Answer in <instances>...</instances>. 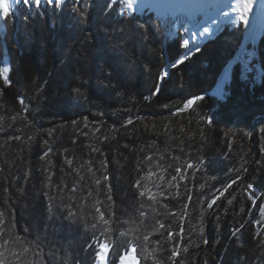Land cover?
<instances>
[{
	"label": "trees",
	"instance_id": "16d2710c",
	"mask_svg": "<svg viewBox=\"0 0 264 264\" xmlns=\"http://www.w3.org/2000/svg\"><path fill=\"white\" fill-rule=\"evenodd\" d=\"M15 13V23L0 22L11 81L0 79V264H96L88 245L97 237L110 262L134 241L140 264H264V33L247 45L252 72L239 62L219 100L205 95L245 45L243 25L192 53L186 16L130 14L121 1ZM68 205L77 224L64 219Z\"/></svg>",
	"mask_w": 264,
	"mask_h": 264
},
{
	"label": "snow or ice",
	"instance_id": "6c2138e0",
	"mask_svg": "<svg viewBox=\"0 0 264 264\" xmlns=\"http://www.w3.org/2000/svg\"><path fill=\"white\" fill-rule=\"evenodd\" d=\"M47 3L48 6L56 8V9H62L64 4L66 3V0H0V20H4L5 22H12L15 23L16 20V13L13 11V5H20L23 4L25 7L31 8V7H35L36 9H41L42 6L44 5V3ZM116 0H113V3H115ZM136 3H138V0H123V4L127 7L128 10L130 11H135V5ZM255 3V0H236L234 7V10L239 18L240 21L243 22L244 25H247L249 23V15L252 13L253 11V5ZM72 11H75V9H73ZM81 16H83V13L80 14ZM224 15H228L227 12L224 13ZM25 20H27V17H24ZM205 32L208 31V29L204 30ZM144 38L145 40L149 39L148 34L145 32L144 34ZM189 42L187 40L183 41V46L185 48L188 47ZM189 59V57L185 54L182 58L179 59V64H184L186 63V61ZM177 65H173V67H176ZM9 72L10 69H8L7 67H0V79H2L3 83L6 85L11 84L10 81V77H9ZM169 73L167 71H164L161 75L158 76V82H160L162 84L163 80L166 79L168 77ZM228 80V75L227 73L225 74V78L223 80V82L217 86V94H219L221 96V98H223L224 95V84L227 83ZM77 95H82L81 89L79 87L75 88L73 90ZM160 89L156 88L154 89V92L156 94H159ZM205 97L204 96H198L196 97V100L199 101H204ZM196 100L193 99H189L187 100V103H185L183 105L184 109H191L193 108V106L196 104ZM20 103L23 105L25 103V101L23 99L20 100ZM85 123H84V127L87 128L88 122H87V117L84 118ZM205 123H207L208 125H212L213 121L211 119H207L206 121H204ZM73 124H78L79 121H72ZM129 124L132 123L131 120L128 121ZM54 131V129H49V135L52 134V132ZM225 135H230L228 133H226ZM16 139H19V136L16 137ZM49 142L47 140L44 141V144L47 145ZM94 151H99V149H93ZM42 155L47 156V150H45L44 153H42ZM69 165H71L72 161L69 160L68 161ZM101 166L102 167H106L107 166V162L106 161H101ZM188 168H192L193 165L189 164L187 165ZM177 171H180V169H176ZM109 177L107 175L104 176V180H108ZM173 180L176 179L175 176H173L172 178ZM97 184H100L101 181L99 179L96 180ZM236 183L235 180L232 181V183H229L227 185V188H232L233 184ZM171 186V185H170ZM137 188H140L141 185L139 183L136 184ZM247 188H252L253 186L251 184H248L246 186ZM111 191V188H109V192ZM220 191V190H218ZM45 196L48 195L47 192L43 193ZM141 196L145 195L144 192H140L139 193ZM223 195V193H221ZM109 200H112V196L109 195L107 197ZM150 200L153 198L152 195H149L148 197ZM251 198V197H250ZM190 199V197H189ZM219 199V197L214 196L210 202L207 203L206 207L208 209H212L214 205L217 204V200ZM233 200H235V197H232L231 199H228L226 201V203L228 205H231L233 203ZM48 211L52 212L53 211V205L49 204L48 206ZM95 211L97 213H99V219L100 221H102L106 226L109 224V220H107L105 218V213L99 208L97 207L95 209ZM241 212L244 211L243 208L240 209ZM143 214V213H142ZM203 215V214H202ZM77 217V213L72 211V206L68 205L65 208V212H64V219L67 220L69 222L70 225H74L78 223V220L76 219ZM161 228H164L163 224H160ZM110 231V229H109ZM181 231V235H183V229L180 230ZM95 236V234H93ZM123 235V233L121 234ZM201 235H203V229H201ZM21 239V237L17 236L15 237L16 241H19ZM140 238L137 237L136 240L138 241ZM148 237L147 235L144 236V240H147ZM204 244H209L210 241L208 239H204L203 240ZM96 245H99V248L96 247ZM3 245L0 244V247H2ZM137 243L134 241H128L125 244L122 245L123 247V251H121V246H117L116 247V251L113 253L112 258H111V262L110 264H128V262L131 260L134 262V264H139V261L137 260ZM89 248H92L93 251L96 253V258L100 261V264H109V262H107L105 260V252L106 251H110L109 249V245L108 243L102 242L98 237L94 239V241L92 243H89L88 245ZM139 247L141 249H143V245L140 244ZM22 251L27 252L28 249L27 248H23ZM129 252H131V255H129ZM173 255L179 256V253L173 252ZM14 255H19V253H14Z\"/></svg>",
	"mask_w": 264,
	"mask_h": 264
},
{
	"label": "rangeland",
	"instance_id": "374dc122",
	"mask_svg": "<svg viewBox=\"0 0 264 264\" xmlns=\"http://www.w3.org/2000/svg\"><path fill=\"white\" fill-rule=\"evenodd\" d=\"M116 1H119V2L121 1L123 3V0H116ZM186 1L188 2V5H186L184 7H182L180 5H173L171 7H168L167 9L165 8V9L157 10V9H154V7L152 5H145L142 7L141 6L140 7L135 6L134 12L128 10L126 6H125V9L130 14L154 13L158 17L170 16L173 18V20H176L178 18H184V16H186V18H185L186 23L189 21L190 22V28H191V33H190V37H189L188 41H189V43L194 44L193 47L191 48L192 53L194 51L198 50V48H196L198 45L201 46L208 39H212L214 37V35H217V33L220 32L222 27L225 25L231 26L232 28L240 27L241 25H243L246 28L244 42L246 41V43L249 45H255V46L258 45V41L260 40L262 34L264 33V23L261 25L262 28L259 30V29H257V27L256 28L254 26H253L254 28L251 27L249 17H248L249 23L247 25H244L243 22L239 20L237 14H235L234 18H232V19L225 20V18L223 17V18H220L217 22L215 20V18H216L215 14L218 11H220V9H219L220 5H222L225 8V6H224L225 3L222 2L224 0H219V1H221V3H219L217 0H199V1H196V3H194L192 5L189 3L192 2L193 0H186ZM202 1H206V2L202 3ZM229 4H225V5H229ZM231 4H232V2H231ZM167 5L168 4H163L161 7H165ZM18 6L19 5H15V4L13 5V11L14 12H16V9ZM2 21H4V20H0V22H2ZM215 28H217L218 31H215L216 30ZM205 29H208V31L205 32L204 31ZM241 48L239 49V51L235 55V57H237V58L239 57L237 59V61L233 60L231 65L229 64L230 66H232V69L230 70V75L228 77L227 83L224 85L223 98H221V96L219 94H217V87L212 92H210L212 96L218 98L219 100L224 99V96L226 94V86L231 82V79H232L233 68L239 62H242L244 64L245 69L248 72H252L250 65L253 63V59L256 57L257 53L253 49L247 50L248 46H246V45H244V47L242 46ZM189 54L190 53H188L187 55H189ZM255 69L257 71L258 79H260V76L262 74L261 67L258 65L257 67H255ZM224 72H225V70L222 72L220 80L222 79V76H224L223 75ZM220 80H219V83H220ZM219 83H218V85H219ZM191 99L196 100V98H191ZM109 249H110V246H109ZM108 252L109 251H106L105 260H107L106 257L108 255ZM129 255H131V252H129ZM137 260H138V258H137ZM98 264H100V262ZM129 264H134V262L130 260Z\"/></svg>",
	"mask_w": 264,
	"mask_h": 264
},
{
	"label": "bare ground",
	"instance_id": "6f19581e",
	"mask_svg": "<svg viewBox=\"0 0 264 264\" xmlns=\"http://www.w3.org/2000/svg\"><path fill=\"white\" fill-rule=\"evenodd\" d=\"M196 1H199V0H193L192 2H190L189 4H194V3H196ZM219 3H221V1H219V0H217ZM203 2H206V1H202V3ZM217 2V3H218ZM222 2H224L225 4H231V2H232V4L229 6V5H225L224 4V6H225V8L222 6V5H220V7H219V9H220V11H218L216 14H215V20L218 22V20L220 19V18H225V20H227V19H232V18H234V16H235V14H236V12H235V10H234V5H235V3H236V0H224V1H222ZM163 4H168L167 6H165V7H161ZM206 4V3H205ZM145 5H152L153 7H154V9H157V10H161V9H167L168 7H171V6H173V5H180V6H182V7H184V6H186V5H188V2L186 1V0H138V3H136V5L135 6H138V7H142V6H145ZM211 8V7H210ZM212 9V8H211ZM227 9V10H226ZM225 12H227L228 13V15L226 16V15H224V13ZM249 19H250V25H251V27H257V29H261L262 27H261V25L264 23V0H255V3H254V5H253V11H252V13L249 15ZM253 27V28H254ZM216 30L215 31H218L217 30V28H215ZM263 30V29H262ZM209 40V39H208ZM207 40V41H208ZM206 41V42H207ZM206 42H204V43H206ZM203 43V44H204ZM245 45L247 46L248 44L246 43V41H245ZM244 47V46H243ZM249 48H247V50H248ZM251 50V49H250ZM239 58V57H238ZM237 57H235V59H234V61H237V59H238ZM231 65V64H230ZM230 65H228L227 66V68L225 69V72H224V76H222V79L220 80V83H219V85L223 82V80H224V78H225V74L227 73V75H228V77H229V75H230V70L232 69V66H230ZM225 85V84H224ZM217 86H218V84H217ZM216 86V87H217ZM205 96H211V93H207ZM105 255H106V252H105ZM128 264H129V262H128Z\"/></svg>",
	"mask_w": 264,
	"mask_h": 264
}]
</instances>
